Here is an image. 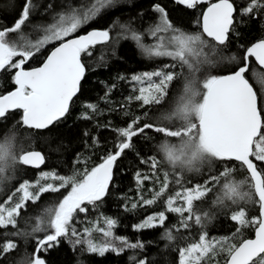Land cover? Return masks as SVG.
Here are the masks:
<instances>
[{
  "label": "snow or ice",
  "instance_id": "1",
  "mask_svg": "<svg viewBox=\"0 0 264 264\" xmlns=\"http://www.w3.org/2000/svg\"><path fill=\"white\" fill-rule=\"evenodd\" d=\"M118 3L119 0H87L80 6L69 3L66 11L52 16L51 23L38 26L43 36L35 40L24 32L36 7L34 0H23L11 25H0V72L15 70L12 76L15 89L0 96V118H6L10 110H22L21 118L12 128L0 134V182L7 179L9 169H15L17 165L39 168L45 162L43 153L38 150L21 149L17 153V125L29 130H46L69 113L73 98L80 91L81 81L85 77L82 55H92L91 49L95 45L109 41L112 27L117 24L122 29L123 39L132 40L142 56L149 59L167 57L173 61L159 70L131 76V82L139 85L138 95L134 99L141 101L142 107L161 104L173 81L183 77L182 87L170 108L157 118V122L137 126L140 117H136L126 127L113 129L117 133L113 150L98 166L85 170L79 179L78 174L59 176L45 173L41 176L42 180H59V185L39 182L33 185L25 181L0 203V229L11 226L17 231L6 235L27 236L29 233L18 229L20 210L26 208L28 202H37L42 194L56 193L70 185V191L58 204L43 209V215L37 218L32 228V233L41 232L45 230L43 225L47 224L50 231L43 238H37L34 251L28 253L25 250L16 264H47L40 253L57 247L61 237L67 239L73 249L80 245L82 252L100 257L109 252L120 255L126 249L144 248L142 241L130 242L127 238L114 236L112 230L117 225L114 219L105 217L106 228L94 229L103 232V243L94 242L89 229H85L83 234L79 233L72 226V221L77 212L87 213L85 205L96 206L105 197L115 162L126 150L134 148V137L145 135L149 130L161 134L163 138H175L176 142L170 139L160 141L157 151L162 154L163 160L157 156L140 158V162L151 170V175L141 178V173L137 172L138 186H142L144 180L155 177L154 183H159V189L153 188L149 199L140 194L139 200L132 202L131 208L151 206L162 200L163 210L134 225V230L162 227L165 230L161 239L172 242L176 239L173 229L179 232L190 229L193 224L202 226L211 216L197 207L196 202L204 200L214 187V207L237 205L229 217L239 226L234 236L240 234L244 227H254L255 238L242 239L237 244L231 243L228 237L209 240L207 233H202L198 242L178 249L179 264H203L206 257L214 256L218 251L226 253L224 264H264V113L258 107V101L264 94V39L245 48L238 56L227 57L231 66L225 67L224 74L208 75L201 80L199 74L203 66L215 64L213 58L220 56L222 49L229 44L234 13L237 11L232 0H176L177 4L187 9L208 5L197 19L199 31L194 33L175 27L164 8L159 4L153 5V11L159 14L158 22L147 29V33L153 38H158L161 33L170 34L167 43L158 39V42L146 45L143 33L134 29L131 22L120 24L118 19L107 29H93L84 35L74 36L81 27L99 18L106 10L114 9ZM53 7L49 3L44 11ZM261 9H264V0H247L240 6V15L254 17ZM13 34L16 38L10 39ZM54 42L59 43L49 51L41 66L24 69L25 63L37 53L42 54V50ZM17 57L19 59L15 60ZM177 67L179 73L175 71ZM155 78H158V82ZM119 79L125 77L120 76ZM128 99L132 100L133 97ZM87 107L93 111L96 109L92 104ZM82 118L90 117L82 114ZM176 119L184 123L179 127L166 126V121ZM85 135L88 133L85 132ZM229 161L239 162L241 168L246 170L245 179L237 181L233 176L235 166L224 163L215 175H210L203 183L185 186V173L201 174L206 166L211 172L216 162ZM163 162L173 171H164L163 180H160V165ZM172 184L178 185L179 190L165 196ZM32 188L36 190L32 191ZM241 202L258 205L259 216L249 219L247 210L239 207ZM168 213L179 217L171 227H165ZM17 248L18 244L14 241L0 243V260ZM129 259L134 264H149L147 258L132 256Z\"/></svg>",
  "mask_w": 264,
  "mask_h": 264
},
{
  "label": "trees",
  "instance_id": "2",
  "mask_svg": "<svg viewBox=\"0 0 264 264\" xmlns=\"http://www.w3.org/2000/svg\"><path fill=\"white\" fill-rule=\"evenodd\" d=\"M213 1L215 0H211V2ZM86 2L87 0H34L36 7L32 10L30 21L24 27L25 34L29 35L32 40L37 39L43 35L39 25L51 23L52 16L57 12L66 11L69 3L80 6ZM232 2L237 11L234 14L229 44L222 49L221 55L218 56L222 64L229 63L227 57L238 56L245 48L264 39V9H261L254 17L241 16L240 6L247 0H232ZM22 3L23 0H0V25L13 23ZM49 3L54 7L45 12L44 9ZM155 4H159L166 10L170 22L175 27L193 33L199 31L196 21L207 6V4H201L196 9H187L177 4L175 0H119L114 9L106 10L99 18L81 27L77 33L91 29H107L118 19L120 24L131 22L134 29L143 33V42L145 43L149 36L147 29L158 22L159 14L153 11ZM121 32L122 29L117 24L112 27L111 39L107 43L95 45L91 49L92 55L90 56L82 55V63L86 68L85 77L81 81L80 91L70 105L69 113L62 120L44 131L29 130L17 125V153L19 154L21 149L38 150L43 153L45 162L40 170H33L22 165L11 169V172L7 174L8 178L3 181L0 203H3L20 183L36 181L37 175L41 172H52L59 176L78 174L77 179H79L85 170H91L98 166L102 163L103 158L113 150L117 140V133L113 129L126 127L136 117H140V123L137 126H142L146 122L155 123L157 118L170 108L176 93L182 87V76L173 81L168 95L161 104L143 107L141 101L134 99L137 90L132 87L130 78L134 74L159 70L163 65L173 61L162 58L149 59L142 56L135 43L130 39H123ZM15 38V34L10 37V39ZM56 43L48 45L42 50V54L37 53L24 64V67L39 66ZM175 71L179 73V67ZM13 75L14 70L0 72V96L14 89ZM208 75H215V71L206 75L199 74L201 80ZM120 76L125 79H119ZM113 85L115 87H112ZM129 97H133V99L129 100ZM89 104L96 106L95 111L87 107ZM258 106L264 113L260 100ZM82 114H86L90 118L83 119ZM21 116L20 111H15L8 113L6 118H0V134L12 128ZM183 123L179 119L165 122L168 127H179ZM85 132L88 135H85ZM162 139L176 142L175 138H163L161 134L150 130L145 135L134 137V148L126 150L114 164L108 193L96 203V206L85 205L88 208L87 213L77 212L72 221V226L80 232L99 217L114 219L117 221L116 227L112 230L114 236L127 238L130 242L142 241L144 248L126 249L120 255L109 252L100 257L82 252L80 245L73 249L69 241L61 237L57 247L40 253L47 264H134V261L129 259L132 256L137 259L147 258L149 264H179L178 249L198 242L202 233H207L209 240L234 237L233 242L237 244L240 240L252 236L254 227H244L240 234L234 236L239 226L229 217L237 205H231L229 208L214 207L212 203L216 195L214 187L204 200L196 202L197 207L209 212L211 216L210 219L204 221L202 226L193 224L190 229H182L179 232L173 229L176 239L172 242L161 239L165 230L162 227L134 230V225L140 224L149 215L163 210L162 200L151 206L138 207L134 210L131 208L132 202L138 201L140 194H143L145 199H149L152 197L151 190L159 189V183H154L155 177L152 180H144L142 186H138L136 174L140 172L141 178L151 175L149 167L140 162L141 157L157 156L163 160L162 154L157 151L158 144ZM224 163L230 167L235 166L236 170L233 172V176L237 181L246 178V171L238 163L233 161L216 162L211 172L206 166L201 174L189 175L185 173V186L191 187L195 183H203L210 175H215ZM256 163L260 164V162ZM164 171L169 173L173 171L166 162L160 165V180H163ZM210 187L212 186L210 185ZM177 190H179V186L172 184L165 196L173 194ZM68 191H70V185L56 193H44L37 202H28L26 208L20 210V216L17 217L18 229L29 233V235H6L5 233L17 231L11 226L0 229V243L14 241L18 244V248L9 252L3 260H0V264H16V260L25 250L28 253L34 251L37 238H43L50 231L45 224L43 225L44 231L32 233L37 218L43 215V209L47 206L58 204ZM239 207L247 210L249 219L258 217V205L241 202ZM44 219L47 220V217ZM178 219L177 214L168 213L165 227L176 224ZM225 259L226 254L223 253L204 261L203 264H221Z\"/></svg>",
  "mask_w": 264,
  "mask_h": 264
},
{
  "label": "rangeland",
  "instance_id": "3",
  "mask_svg": "<svg viewBox=\"0 0 264 264\" xmlns=\"http://www.w3.org/2000/svg\"><path fill=\"white\" fill-rule=\"evenodd\" d=\"M41 31V30H40ZM184 31V30H183ZM185 32H188V31H185ZM189 33H193V32H189ZM170 34H164V33H161L159 34V37L158 38H153L151 37L150 35L148 36L147 40H145V44L146 45H152L156 42H158V39H162L165 43H167L168 41V37H169ZM43 36V35H42ZM40 36V37H42ZM55 43V42H54ZM53 44V43H51ZM50 45V44H49ZM48 46V45H47ZM15 60H18L19 57L17 58H14ZM162 59H167V60H170V58H167V57H162ZM216 63L213 64V65H204L203 66V70L201 72V75H206V74H209L211 73L213 70L215 71V75H221V73L224 72V69L225 67H230L231 65L229 63H225V64H222L220 61L221 59L219 57H214L213 58ZM173 63V62H172ZM165 71H172L171 69H165ZM144 73H147V72H144ZM142 74V73H141ZM156 79V82H158V78H155ZM132 84V87L135 88L137 90V95H138V88H139V85L131 82ZM145 86H147V82H145ZM142 103V102H141ZM260 103H261V107H262V104H263V111H264V94L261 95V98H260ZM17 145V144H16ZM11 172V169H9L8 173ZM45 173H48L49 175L52 174V172H41L40 174L37 175V179L36 181L34 182H31V184L35 185L37 182H39L40 184H47V183H54V184H57L59 185L60 181L59 180H51V179H48V180H42L41 179V176ZM3 189V181L0 182V192L2 191ZM32 191H35L36 189L35 188H32L31 189ZM19 196V194H17V197ZM7 200V199H5ZM4 200V201H5ZM105 217H99L97 219H95L94 221H92L91 223H89L88 226H85L84 229H82L79 233L83 234L84 233V230L85 229H89L91 230V235H90V238L96 242V243H103V241L105 240V237L103 236V232L102 231H99V230H94V229H105L106 228V224H105V220H104ZM143 222V221H142ZM141 222V223H142ZM230 242L231 243H234L233 239L234 237H230ZM237 238V237H236ZM118 242V241H117ZM223 253L221 252H217L216 255L214 256H210V257H206L204 261H207L208 259H213L214 257L218 256V255H221ZM226 254V253H224Z\"/></svg>",
  "mask_w": 264,
  "mask_h": 264
},
{
  "label": "water",
  "instance_id": "4",
  "mask_svg": "<svg viewBox=\"0 0 264 264\" xmlns=\"http://www.w3.org/2000/svg\"><path fill=\"white\" fill-rule=\"evenodd\" d=\"M176 1V0H175ZM215 2V1H214ZM208 6V5H207ZM206 6V7H207ZM206 7L204 8V10L206 9ZM235 14V13H234ZM91 30H93V29H91ZM91 30H87V31H85V32H81V33H75L74 34V36H78V35H84V34H86L87 32H89V31H91ZM206 38V37H205ZM207 39V38H206ZM108 42V41H107ZM107 42H103V43H99V44H97V45H103V44H105V43H107ZM58 43L59 42H57L55 45H53V47L51 48V49H53L55 46H57L58 45ZM256 43V42H255ZM251 46V45H250ZM50 49V50H51ZM49 50V51H50ZM49 53V52H48ZM47 53V54H48ZM47 56V55H46ZM45 56V57H46ZM45 59V58H44ZM43 62V61H42ZM42 64V63H41ZM41 64L39 65V66H41ZM38 66V67H39ZM34 68H36V67H34ZM25 70H32L33 68H29V69H26V68H24ZM14 84V83H13ZM14 89H15V85H14ZM14 89H12L11 91H13ZM11 91H9V92H11ZM9 92H7V93H9ZM7 93H5V94H7ZM4 94V95H5ZM78 94V93H77ZM74 99V98H73ZM15 111H20L21 112V115H22V110H19V109H15V110H10L8 113H10V112H15ZM36 131H44V130H36ZM233 162H235V161H233ZM236 163H238L239 164V162H236ZM44 164V163H43ZM43 164L39 167V168H34V167H30V166H24V167H27V168H30V169H33V170H40L41 168H42V166H43ZM246 171V170H245ZM258 216H259V208H258ZM255 238V233H254V230H253V233H252V236L250 237V238H247V239H254ZM225 261V260H224ZM224 261L221 263V264H224Z\"/></svg>",
  "mask_w": 264,
  "mask_h": 264
},
{
  "label": "flooded vegetation",
  "instance_id": "5",
  "mask_svg": "<svg viewBox=\"0 0 264 264\" xmlns=\"http://www.w3.org/2000/svg\"><path fill=\"white\" fill-rule=\"evenodd\" d=\"M176 2V1H175ZM214 2V1H213ZM180 5V4H179ZM181 6H183V5H181ZM183 7H185V6H183ZM36 67H38V66H36ZM25 68V67H24ZM34 68V67H33ZM26 69H29V68H26ZM258 105H259V101H258ZM259 107V106H258Z\"/></svg>",
  "mask_w": 264,
  "mask_h": 264
},
{
  "label": "bare ground",
  "instance_id": "6",
  "mask_svg": "<svg viewBox=\"0 0 264 264\" xmlns=\"http://www.w3.org/2000/svg\"><path fill=\"white\" fill-rule=\"evenodd\" d=\"M6 186V185H5ZM5 188V187H4ZM8 198V197H7Z\"/></svg>",
  "mask_w": 264,
  "mask_h": 264
}]
</instances>
